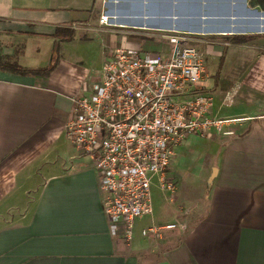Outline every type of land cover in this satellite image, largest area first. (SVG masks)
<instances>
[{
	"label": "crops",
	"instance_id": "0c3cea01",
	"mask_svg": "<svg viewBox=\"0 0 264 264\" xmlns=\"http://www.w3.org/2000/svg\"><path fill=\"white\" fill-rule=\"evenodd\" d=\"M57 27L72 37L55 35ZM171 32L202 53L211 115L237 118L234 133L187 135L167 168L175 191L153 182L152 213L111 230L93 160L65 133L76 94L70 75L94 71L78 95L88 92L114 47L166 54ZM0 60L50 67L0 66V264H264V6L0 0ZM150 226L156 231L142 232Z\"/></svg>",
	"mask_w": 264,
	"mask_h": 264
},
{
	"label": "built area",
	"instance_id": "2783aa9c",
	"mask_svg": "<svg viewBox=\"0 0 264 264\" xmlns=\"http://www.w3.org/2000/svg\"><path fill=\"white\" fill-rule=\"evenodd\" d=\"M99 22L108 25L109 16ZM164 37L170 44L166 54L114 47L101 79L73 98L65 125L68 140L93 160L111 230L119 219L129 230L134 217L152 213L155 178L161 188L175 191L167 168L174 147L187 135L234 133L229 125L237 118L211 115L213 95L202 84V53L186 43L185 34ZM151 230L156 231L150 226L142 232Z\"/></svg>",
	"mask_w": 264,
	"mask_h": 264
},
{
	"label": "rangeland",
	"instance_id": "374dc122",
	"mask_svg": "<svg viewBox=\"0 0 264 264\" xmlns=\"http://www.w3.org/2000/svg\"><path fill=\"white\" fill-rule=\"evenodd\" d=\"M56 58L53 59V61H55ZM92 67H89V69ZM95 72L92 70L87 71V69H82V68H78V70L75 71L74 74L70 75V88L69 90L73 89V92L76 94L74 95V97H76L78 95L79 92H81L83 89L87 88L88 85L90 84V82L93 80V76H94ZM73 95V94H72ZM189 146H191L192 149H194V152H203L206 153L204 149H201V147L199 146V144L197 143H190ZM203 148H205L206 146L201 145ZM208 148V147H207ZM206 148V149H207ZM211 151V148H209V152ZM210 156H212V152H210ZM196 156L193 158V161L195 162ZM205 161H208V158L204 159ZM206 166V164H205ZM194 165H191L190 168H188L186 171H184V175H189L191 176V170L193 169ZM172 168V167H171ZM215 172V168L212 169V172ZM212 175H210L209 177H211ZM154 183H156V178L153 181ZM154 186V184H153ZM152 186V192L156 191L158 192V189ZM153 192V194H154Z\"/></svg>",
	"mask_w": 264,
	"mask_h": 264
},
{
	"label": "trees",
	"instance_id": "16d2710c",
	"mask_svg": "<svg viewBox=\"0 0 264 264\" xmlns=\"http://www.w3.org/2000/svg\"><path fill=\"white\" fill-rule=\"evenodd\" d=\"M253 4H258L261 6H264V0H252ZM55 35L58 36H62L64 39H70L72 37V31L68 28H61V27H57L55 29ZM0 66L2 67H6L8 69H10L13 72H19V73H26V72H32V73H40V72H47L50 70V67L48 68H41V69H36V70H31V69H27L24 68L22 66H20L18 63L16 62H4L2 60H0Z\"/></svg>",
	"mask_w": 264,
	"mask_h": 264
}]
</instances>
